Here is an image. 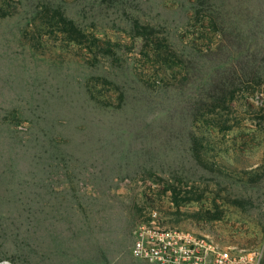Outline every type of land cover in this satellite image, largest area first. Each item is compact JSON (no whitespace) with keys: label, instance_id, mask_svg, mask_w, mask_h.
Returning <instances> with one entry per match:
<instances>
[{"label":"rangeland","instance_id":"rangeland-1","mask_svg":"<svg viewBox=\"0 0 264 264\" xmlns=\"http://www.w3.org/2000/svg\"><path fill=\"white\" fill-rule=\"evenodd\" d=\"M153 213L264 250V0H0V262L151 264Z\"/></svg>","mask_w":264,"mask_h":264},{"label":"built area","instance_id":"built-area-1","mask_svg":"<svg viewBox=\"0 0 264 264\" xmlns=\"http://www.w3.org/2000/svg\"><path fill=\"white\" fill-rule=\"evenodd\" d=\"M132 255L159 264H262L264 250L223 246L213 237L193 230L166 226L153 213L134 232ZM0 264H12L2 261Z\"/></svg>","mask_w":264,"mask_h":264},{"label":"trees","instance_id":"trees-1","mask_svg":"<svg viewBox=\"0 0 264 264\" xmlns=\"http://www.w3.org/2000/svg\"><path fill=\"white\" fill-rule=\"evenodd\" d=\"M258 84V83H257ZM246 87H249V85L246 84ZM245 85L240 87V88H232L229 91H227L224 94V102L226 103H231L234 99H235V95L237 92H241L244 90V88H246ZM201 141H203L204 139H206V137H204L203 135L200 136Z\"/></svg>","mask_w":264,"mask_h":264},{"label":"crops","instance_id":"crops-1","mask_svg":"<svg viewBox=\"0 0 264 264\" xmlns=\"http://www.w3.org/2000/svg\"><path fill=\"white\" fill-rule=\"evenodd\" d=\"M135 260H137L138 262H141V263H142V262H148V261H144V260H138V259H136V258H135ZM149 263H151V264H159V263H152V262H149Z\"/></svg>","mask_w":264,"mask_h":264}]
</instances>
